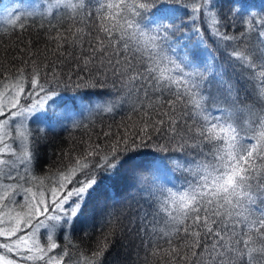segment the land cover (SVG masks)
<instances>
[{"label": "snow or ice", "instance_id": "obj_1", "mask_svg": "<svg viewBox=\"0 0 264 264\" xmlns=\"http://www.w3.org/2000/svg\"><path fill=\"white\" fill-rule=\"evenodd\" d=\"M88 8L86 0H49L42 11L38 5L5 7L0 16L21 30L28 17L51 15L71 21L67 34L57 30L50 39L60 42L57 48L82 45L87 39L89 51L80 57L87 75L77 77L79 82L67 97L40 84L37 65L32 68L33 90L27 98H32L36 88L42 95L25 107L20 103L25 68L17 69L14 79L4 76L11 83L0 92V98L7 99L6 104L0 102V117L6 115L0 119V152H10L15 159H0V166L10 165V171L17 163L23 166L24 174L17 173L15 179L30 186L0 184V237L4 238L0 264H19L13 253L32 264H63L67 251L60 257L51 255L59 247L57 231H70L101 184L122 169L142 181L140 190L157 205V214L167 218L170 230L164 236L169 237V248L162 253L155 249L153 255L167 256L170 264H264V208L260 207L264 205V112L241 106L240 89L231 82L221 80L223 92L212 95L210 67L197 51L204 42L199 27L191 30L198 41L183 55L176 36L187 23L195 25L198 17L207 21L211 35L224 47L228 63L249 73L257 101L264 103V52L257 56L247 44L229 47L250 33L264 42V30L258 31L264 29V16L253 14L246 0H105L95 13L100 24L93 37L92 31L75 27L93 16L86 12ZM178 19L179 25L175 23ZM236 20L245 28L239 37L226 31L230 21L235 28ZM211 72L215 74L214 66ZM53 79L59 77L54 74ZM124 89L129 96L135 89L137 99L140 91L144 93L133 108L141 114L137 122H122L117 128L123 127V132H106L103 144L89 143L75 158L68 155V165L51 177L31 175L34 156L28 117L49 130L66 128L69 121L78 128L82 124L78 117L84 112L89 116L113 113L121 100L110 97L119 96ZM244 112L255 125L251 137L240 134L243 126L237 117ZM16 118L15 133L22 144L18 154L6 143ZM177 173L184 177L179 186L174 183ZM7 179L14 177L7 175ZM19 191L24 193L22 204L15 199ZM111 199L114 204L120 202L118 193L113 192ZM50 204L54 205L52 212ZM106 215L114 237L119 230L115 209ZM140 220L146 228L147 213ZM41 230L46 233L45 244L41 243ZM109 246L106 242L98 247L91 259L81 254L82 264H98Z\"/></svg>", "mask_w": 264, "mask_h": 264}, {"label": "trees", "instance_id": "obj_2", "mask_svg": "<svg viewBox=\"0 0 264 264\" xmlns=\"http://www.w3.org/2000/svg\"><path fill=\"white\" fill-rule=\"evenodd\" d=\"M86 3L89 5L86 12L91 11L93 16L86 20L85 24L76 23L75 27H84L85 32L92 31L94 37L100 24L95 13L99 5L105 3V0H86ZM246 6L258 17L264 16V0H246ZM53 10L56 12V9ZM224 11H227L226 7ZM183 21L187 23L188 17H183ZM23 23L25 24L23 30L18 25L13 27L7 23H1L3 26H0V92H4L8 84L11 83V81L4 80V76L9 75L14 79L16 70L22 67L25 68L23 81L25 93L30 91L32 68L38 65L42 86L57 89L65 97L72 95L73 86L79 82L77 77L87 75V70H82L83 61L80 57L89 54L88 40L85 39L82 45L69 43L62 44L60 48H57V44L60 42L50 39V37H55L57 30L65 33L66 29L72 27L71 21L49 15L29 17ZM175 23L179 25L181 20L178 19ZM232 23V21L229 22L226 31L230 35L239 37L240 33L245 31L243 22L236 20L234 22L235 28L232 27ZM193 27H199L204 33V42L200 44L197 51L200 53L203 62L210 67L212 95L215 97L223 92L221 80L231 82L240 89L238 103L241 106H247L253 112H264V103L257 101L253 92L254 85L248 82L249 73L228 63L224 47L217 41L216 37L211 35L208 23L203 18L198 17L195 25L187 23V27L176 33V36L180 38L178 43L182 46L179 54L183 55L194 42L198 41L197 35L191 31ZM221 31H225V29L221 28ZM185 44L188 46L187 48L183 47ZM245 44L252 48L257 56L264 52V42L258 38L256 33H250L238 41H232L229 47L234 45L243 47ZM25 62H27L26 65ZM213 66L214 75L211 72ZM54 74L59 77V80L53 79ZM36 89L39 90V88ZM138 95L140 99H137L135 89H133L131 96L127 95V89L120 91L119 96L110 97L120 99V107L113 113L101 112L91 116L87 113L80 116L78 119L82 121V124L78 128L73 127L69 121L66 128L57 126L49 130L44 124L35 121L31 116L28 117L27 126L31 133L29 137L30 150L34 156L31 175L51 177L68 165V155L75 158L86 149L89 143L99 142L103 144L105 142L104 133L106 132H123V127L117 128V125H121L122 122H137L141 114L133 112V108L141 103L144 96L143 91H140ZM150 95H152L151 92ZM152 98L155 99V96ZM2 99L4 100V98H0L1 101ZM143 102L145 105L147 104L146 100ZM220 106L224 105L221 104ZM2 118L0 117V119ZM17 119L10 124L12 135L6 139V143L18 154L22 150L21 140L13 138V136L16 137L15 127L19 123ZM237 119L243 126L241 136L251 137L253 135L251 129L255 125L250 122L248 113L239 114ZM41 128L45 130L41 132ZM159 142L163 143L164 141L160 140ZM0 148H3V144L0 145ZM204 151L207 152L208 149L205 148ZM0 159L13 161L15 158L10 152H0ZM197 159L200 157L197 156ZM17 173L24 174L23 166L18 163L16 168L11 171L10 165L1 166L0 184L15 183L25 188L29 187L28 183L15 179ZM7 175H11L14 179L8 180ZM174 183L178 186L183 184L184 177L177 173ZM142 187V181L124 169L116 177L105 180L84 209L82 219L77 221L70 231L67 229L57 231L56 240L59 247L54 249L51 255L60 257L67 251L68 255L64 256L63 264H82L81 254L91 259L92 253L107 242L110 246L98 264H170L167 256L159 253L153 255L155 249H159V252L162 253L169 248L167 243L169 237L164 236V231H169L170 228L166 225L167 218L165 215L163 213L157 214V205L148 201L147 194L140 190ZM113 192L119 194V203L114 204L112 201ZM23 196L24 193L19 191L15 197L17 203L22 204L24 202ZM129 205H131L130 208ZM260 207L264 208V205H260ZM113 209H115L116 218L119 221L117 225L119 230L114 237L112 225L106 223L108 219L106 212ZM53 210L54 205L50 204L49 211L52 212ZM145 213H147L146 228L140 220ZM41 233V243L45 244L46 233L44 230H41ZM3 239L0 237V241ZM172 239L175 244L176 239L174 237ZM182 242L180 241V243ZM11 256L18 262L32 264L31 261L20 260L14 253Z\"/></svg>", "mask_w": 264, "mask_h": 264}, {"label": "rangeland", "instance_id": "obj_3", "mask_svg": "<svg viewBox=\"0 0 264 264\" xmlns=\"http://www.w3.org/2000/svg\"><path fill=\"white\" fill-rule=\"evenodd\" d=\"M47 4H48V0H0V16H3V9L5 8V7H11V8H27V7H29L30 5H38V6H40V9L39 10H43L44 8H46L47 7ZM57 11V10H56ZM61 11H63V10H61ZM53 12H54V10H53ZM29 18V17H28ZM1 23H6L3 19H0V26H3V24H1ZM30 87H31V85H30ZM33 89H32V87H31V90L30 91H26V93H23L22 94V97H21V100H20V103L22 104V105H24L25 107L28 105V104H30V103H32V100L33 99H38L39 98V96L40 95H42L41 93H40V91L39 90H37V89H35V92H34V94H33V96H32V98L31 99H29V98H27V94H28V92H31ZM96 97H94V99H95ZM55 99V98H54ZM105 99H107V98H105ZM0 102H3V103H7V100H6V98H4V100L2 99V101L0 100ZM85 114H87V112H84V114L83 115H85ZM82 115V116H83ZM80 117V116H79ZM4 118H6V116L5 117H3L2 119H4ZM17 120H19V118L17 119ZM11 131V130H10ZM13 138H17V137H14L13 136ZM1 145V144H0ZM1 167V166H0ZM11 170H13V169H11ZM19 264H26V263H22V262H19Z\"/></svg>", "mask_w": 264, "mask_h": 264}]
</instances>
